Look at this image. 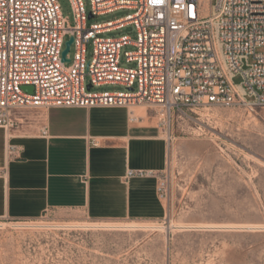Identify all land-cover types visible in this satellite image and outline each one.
<instances>
[{
    "label": "built area",
    "instance_id": "built-area-1",
    "mask_svg": "<svg viewBox=\"0 0 264 264\" xmlns=\"http://www.w3.org/2000/svg\"><path fill=\"white\" fill-rule=\"evenodd\" d=\"M90 1L88 14L83 0H70L76 20L70 26L59 0H0V127L15 129L22 108L132 112L146 104L161 107L171 119L207 104L264 106V0ZM122 8L134 12L87 24L88 18ZM126 25L135 26V39L101 36ZM70 37L74 55L67 54V64L62 52ZM127 45L135 47L125 52L135 67L121 65ZM238 75L242 81L235 83ZM107 84L127 90L93 91ZM148 174L129 170L127 177Z\"/></svg>",
    "mask_w": 264,
    "mask_h": 264
},
{
    "label": "rangeland",
    "instance_id": "rangeland-1",
    "mask_svg": "<svg viewBox=\"0 0 264 264\" xmlns=\"http://www.w3.org/2000/svg\"><path fill=\"white\" fill-rule=\"evenodd\" d=\"M59 2L63 16L74 26L70 0ZM83 2L89 14L91 1ZM133 12L118 9L88 18L87 24L114 21ZM122 35L135 39L137 30L126 25L101 34ZM134 49L123 47L122 66H136L125 55ZM69 53L72 58L74 49ZM92 54L90 41L87 60ZM241 81V75L234 78L235 83ZM126 90L120 84L93 87L98 92ZM140 106L147 108L146 120L161 128L169 146L167 165L159 175L163 215L153 220L95 221L77 210L50 209L33 219L2 217L0 264H264V106L207 104L171 119L161 107ZM36 109H20L19 116L24 117L20 124ZM158 110L163 112L158 115ZM94 223L159 227L65 226Z\"/></svg>",
    "mask_w": 264,
    "mask_h": 264
},
{
    "label": "crops",
    "instance_id": "crops-1",
    "mask_svg": "<svg viewBox=\"0 0 264 264\" xmlns=\"http://www.w3.org/2000/svg\"><path fill=\"white\" fill-rule=\"evenodd\" d=\"M132 112L37 108L25 124L0 127V218L33 219L50 209L95 221L160 218L168 142L157 124ZM129 170L151 174L127 177Z\"/></svg>",
    "mask_w": 264,
    "mask_h": 264
},
{
    "label": "bare ground",
    "instance_id": "bare-ground-1",
    "mask_svg": "<svg viewBox=\"0 0 264 264\" xmlns=\"http://www.w3.org/2000/svg\"><path fill=\"white\" fill-rule=\"evenodd\" d=\"M135 112H136V116H144L147 118L148 116V110L147 108H144V106H134ZM162 110H158L157 114L160 115V113H162ZM2 224H0L1 226ZM32 226H38L35 224H31ZM30 225V226H31ZM65 226H78V227H102V228H113V229H143V228H154V227H159V226H153V225H149V224H142V223H128V224H121V223H94V224H84V225H65ZM211 225H208V227ZM40 227V226H39ZM49 227V226H48ZM212 227V226H211ZM174 228V225H173ZM187 228V227H186ZM164 229V228H163ZM180 229V228H179ZM182 229V228H181Z\"/></svg>",
    "mask_w": 264,
    "mask_h": 264
},
{
    "label": "water",
    "instance_id": "water-1",
    "mask_svg": "<svg viewBox=\"0 0 264 264\" xmlns=\"http://www.w3.org/2000/svg\"><path fill=\"white\" fill-rule=\"evenodd\" d=\"M73 41H74V38L70 37L67 40V42H66L65 49L62 52V60H63V62H68L69 61V59L67 58V54L70 52L71 44L73 43ZM25 88L29 92H33V87L32 86H26ZM88 88L91 89V85H88Z\"/></svg>",
    "mask_w": 264,
    "mask_h": 264
}]
</instances>
